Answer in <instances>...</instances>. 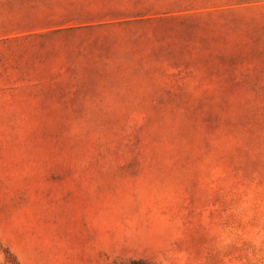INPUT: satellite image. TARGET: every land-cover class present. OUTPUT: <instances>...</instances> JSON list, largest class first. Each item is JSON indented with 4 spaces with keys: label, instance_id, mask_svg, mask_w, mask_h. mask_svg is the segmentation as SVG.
<instances>
[{
    "label": "rangeland",
    "instance_id": "obj_1",
    "mask_svg": "<svg viewBox=\"0 0 264 264\" xmlns=\"http://www.w3.org/2000/svg\"><path fill=\"white\" fill-rule=\"evenodd\" d=\"M0 264H264V0H0Z\"/></svg>",
    "mask_w": 264,
    "mask_h": 264
},
{
    "label": "trees",
    "instance_id": "obj_2",
    "mask_svg": "<svg viewBox=\"0 0 264 264\" xmlns=\"http://www.w3.org/2000/svg\"><path fill=\"white\" fill-rule=\"evenodd\" d=\"M118 12H120V11H118Z\"/></svg>",
    "mask_w": 264,
    "mask_h": 264
}]
</instances>
